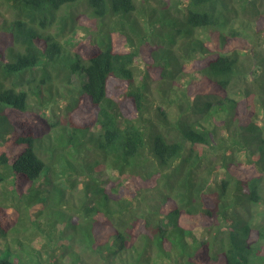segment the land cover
<instances>
[{
  "label": "trees",
  "instance_id": "obj_1",
  "mask_svg": "<svg viewBox=\"0 0 264 264\" xmlns=\"http://www.w3.org/2000/svg\"><path fill=\"white\" fill-rule=\"evenodd\" d=\"M2 5L0 264H264V0Z\"/></svg>",
  "mask_w": 264,
  "mask_h": 264
},
{
  "label": "rangeland",
  "instance_id": "obj_2",
  "mask_svg": "<svg viewBox=\"0 0 264 264\" xmlns=\"http://www.w3.org/2000/svg\"><path fill=\"white\" fill-rule=\"evenodd\" d=\"M14 16H15L14 13H11L9 10H7L6 7L2 5V0H0V23H2V21L5 20V19H8L10 21L12 18H14ZM83 27H80L74 33H71V32L66 33V35L63 36V38H62V42L66 46H68L70 49L74 50L78 46V44L80 42L85 40V36L87 35V30L86 29L83 30L82 29ZM260 39H261V42L264 43V37H261ZM11 42H12L11 40H8V44L11 43ZM2 46H3V40H2L1 35H0V48ZM190 65H191V63L186 64V66H185L186 67V71H190V69H191ZM186 76H187V78H189V75H186ZM191 79H195L196 80V81H193L194 83H196V86L195 87H193V85L190 86V89H189L190 93H194L197 89L198 90L209 89V87H210V83L209 82H207L206 80H203L202 78H199L198 76H193V77H191ZM74 82L78 83L76 77H74ZM67 112L68 111L66 110L64 101L56 102V103L53 104L52 108H49V109H46V110L43 111V113L45 115H47V116L53 115L55 118L58 117L62 122H66L67 117H68V113ZM107 174L110 175V174H112V172L108 171ZM219 174H220V177H221L222 176L221 173H219ZM5 186L9 187L10 183L7 182L5 184ZM75 191H77L79 193V189H76ZM62 224H64V223H61L60 226H62ZM199 230H200V228H198V234H199V237H201V233L199 232ZM10 235H11L10 237L12 238V236L16 235V232L13 231ZM9 238H7V241L12 242L11 238L10 239ZM42 239L43 238L41 236V240ZM200 239H202V237ZM3 242H4V239L0 238V246H3ZM36 242L41 243L40 240H37V239L34 240L33 244H35L36 246H38V243H36ZM68 261L69 260L66 259V258L65 259L63 258V261L61 260V262L65 263V264H68Z\"/></svg>",
  "mask_w": 264,
  "mask_h": 264
}]
</instances>
